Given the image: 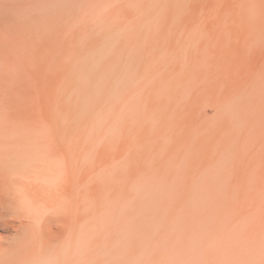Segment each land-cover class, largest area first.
Instances as JSON below:
<instances>
[{"label":"rangeland","instance_id":"374dc122","mask_svg":"<svg viewBox=\"0 0 264 264\" xmlns=\"http://www.w3.org/2000/svg\"><path fill=\"white\" fill-rule=\"evenodd\" d=\"M124 1L0 0V44L5 34L12 35L16 45L19 31L23 32V35L19 34L24 38L31 29V33L35 29L38 31L35 34L42 30L37 35L32 33L33 39L41 36V39L37 38L38 42L34 41L36 38H29L31 33L25 38L27 43H34H26L31 48L27 47L28 50H39L36 55L32 53L34 58H30L32 55L28 58L32 60L31 64L27 58L23 61L20 47L26 48L22 42L24 39L19 40L22 45L17 43L15 59L20 58L23 63L13 67L19 74L15 82L23 76L30 106H52L58 117L73 124L77 135L79 133L90 141V152L95 160L91 176L95 193L92 202V264H208L219 255L213 260L216 264L221 250L218 254L215 248L216 251L208 247L214 246L216 240L215 243L220 244L219 241L228 235L233 239L238 237L236 243H241L242 237L240 241L238 234H230L233 231L230 229H234V225L248 224L249 215L242 218V222L238 220V224L237 221L230 224L232 227L228 224L233 219L231 205L238 203L231 202L230 198H238H234V194H221L227 181L222 183L220 179L225 181L228 176L214 165L221 159L219 162L214 160L208 175L203 165L210 164L203 159L208 156V147L210 154L217 149L216 138L221 140L224 136L223 140L232 137L228 142L221 140L228 144L220 141L224 155L234 152L229 142L237 138V151L243 153L242 140L246 138L239 135L235 110L232 109L238 108L243 113L251 97L264 91V0ZM16 14H23L24 23L32 18L33 22L29 21L32 24L27 23L26 33L24 28L28 25L18 22L20 18ZM34 45L37 47H31ZM222 125L228 128L227 131L220 128ZM218 129L225 132L223 136L214 133ZM234 131L239 132L237 136ZM174 135L179 139L176 143ZM166 144H173L168 147L167 151L171 149L168 153L164 148H167ZM154 154L161 161L153 163L154 167L160 166L158 169L152 167L153 160H156ZM142 160L145 161L143 167ZM187 161L193 165L197 162V173L192 172L190 166L188 171L185 168L187 172L184 174V169L179 167H184ZM138 165L145 172L141 170V173ZM201 166L203 170L199 168ZM193 173L195 177H192ZM212 174H216L215 179L219 178L217 184H214ZM208 181L213 184L210 186ZM221 185L223 187L219 188ZM200 191L204 195H200ZM226 212H230V217ZM221 216L231 219L222 221L227 228L218 222ZM220 223L222 229L230 228L229 234L226 230V236L225 231L219 230ZM207 224L216 232L211 230L214 236L210 234L209 239L204 232V228L208 229ZM262 236L264 234L258 236V241L254 239V245L263 252ZM203 239L209 243L213 240V245L206 244ZM229 241L231 250L223 247L226 254L229 250L231 255L235 243ZM199 242H204L200 243L204 252L197 255ZM243 246L248 252L249 249ZM242 248L234 251L243 254ZM254 249L258 248L252 247L245 254L246 263L256 262L255 254L261 251L253 252ZM209 251L217 255L212 257ZM238 254L234 255L240 257L237 262L242 257ZM230 255L228 260L232 258ZM228 260L222 263L227 264Z\"/></svg>","mask_w":264,"mask_h":264},{"label":"bare ground","instance_id":"6f19581e","mask_svg":"<svg viewBox=\"0 0 264 264\" xmlns=\"http://www.w3.org/2000/svg\"><path fill=\"white\" fill-rule=\"evenodd\" d=\"M124 2H126V0ZM120 5L123 6L124 4H120ZM7 7L9 6H6V8ZM8 10L9 9H7V11ZM34 12H37V11H34ZM22 15L19 16L16 14L17 18H20L19 19L20 21H18L17 18L16 20L20 23L23 22L22 25L24 24H26L25 26H27L28 24L31 25L32 23H30L29 21H31L32 18L31 20L28 21L27 16H25L28 22L26 21L24 23L23 21L24 17H21ZM8 24L6 25L8 26ZM47 24L48 23L45 22L46 26ZM29 25L28 27L22 26V28L23 27L26 28V29L24 28V32L27 31V29L29 28ZM39 28H37V30ZM4 30L6 29L4 28ZM20 30L23 31L22 29ZM29 31L31 33L32 29ZM35 31L36 29L33 31L34 33L33 32L32 33L34 35H37V34H40L42 30L39 31L40 33H37V34L35 33L38 31L36 32ZM19 33L22 34L23 32L19 31ZM19 33L18 34L16 33L17 35L16 45H18L17 43H20L19 40L22 41L23 39L24 41L22 42L26 44L27 40L25 38L29 37L30 33L27 32L29 33L27 34L25 32L26 37L24 38L22 37L23 34L20 36ZM32 33H31L32 36L29 37L30 39H33ZM11 36L5 34L4 39L2 40L3 43L2 45L0 44L1 46H3L2 48H4L3 50L2 48H0L2 50L0 51L2 52V54L0 53L1 54L0 55V264H92V259L94 255L93 234H92V228H93L92 202H93V198L95 197L94 189L91 184V176H92L93 167H94L93 165L95 163L94 162L95 160L92 159V153H91L92 151L90 152V148L92 150V146L87 137L80 136L79 133L78 135L76 134L75 132L76 130L74 131V126L72 123L58 117L57 112L55 111V109L53 110L52 106H49V105L44 106L43 104H37V105L34 104L35 106L29 105L28 100H27V88L24 82V77L21 76L20 80L18 82H15L17 78L19 79V76H18L19 74L17 75L15 73L17 72L15 71L16 70L15 68L16 66H21L23 62L21 61L22 59L20 58L15 59V56L17 55L14 54L16 53L14 51H18V50H16L17 46L13 44V39L11 38ZM34 37L36 38V36ZM0 38H2V36H0ZM37 38L36 40L34 39L33 40L37 41ZM39 38L41 39V36ZM31 42L32 41H28L27 44L28 45L34 44ZM27 44L25 45L26 48H23V45L22 47H20L19 45L21 50L23 49L22 50L23 61L26 58L28 59L31 55L32 56L30 58H34L33 56L36 55L35 53L39 52L37 48H34L37 52L34 51L33 48H32V51H30L31 48L30 46L28 47ZM35 46L36 45L31 46V47H35ZM27 47L30 48V50H28ZM32 53L35 55H33ZM18 54H21V53L19 52ZM15 62H17L18 64ZM28 62H30L31 64L32 60L30 59L29 61L28 59ZM14 65H15V68H13ZM20 68L18 67V69ZM22 68H25V67L22 66ZM23 73H25L24 75L27 76V73L25 71H23ZM249 102L250 104L246 106L244 110H242L244 111L243 113H240L241 110L239 109L238 111V108L232 109V111L235 110L234 118L238 122V128H239L240 133L238 131L236 132L234 131V132L236 136H237V133H239L240 137L246 138L245 141L244 139L242 140V142H244L243 144L244 148L240 146L241 148H243V153L239 154V151H237V149L239 150V138H237L238 140L235 139L236 142L235 140L233 142V139L231 140V142H229V143H232V145H229V146L230 147L233 146L232 149L234 152H232V149H231L229 151L230 153L232 152L231 155L229 153L224 155V153H222L223 149L221 147H223V145L221 143L226 140V139L223 140L225 136L224 138H221V140L223 141H221L220 138L218 140L216 138L217 136H214L217 142L215 143L219 146V147L216 146L217 147L216 149L215 147L216 144L214 145L217 151L214 150V148H212L214 150L215 155H213L214 154L213 151L211 152L212 154L209 153L211 149L209 151V147H208V149H206L208 152V156H205L206 158L204 159L202 158L204 160L203 162L210 164V165H205L203 162L200 161L202 165L204 164L203 165L204 168L203 166L199 168L201 169L203 168L207 172L206 173L207 175H208L209 170L211 169V166H214V165L218 167L219 169L218 171L225 172L228 175L227 178H225V181L222 177H220L222 178L220 179L222 183L227 181V184L223 185L225 189H222L221 194H223V192L230 196L234 194L232 196L233 197L236 196L238 198L237 200L235 199L233 200L232 198H230V200H232L231 202L237 201L238 203L235 204L236 203L235 202L234 204L231 205L230 210H231V215L233 216V219L232 221H230L231 223L229 222L228 224L233 225L235 221H237L236 224H238L240 223L238 222V220L241 219V222H242V218L245 217L246 219L247 218L246 215H249L248 216L249 218L246 220L248 224L246 223V225H243V226H240V224L234 225L233 227L234 229L228 228L230 229V231L233 230L232 232L226 229L227 233L230 232V234H233V233L238 234L239 238L242 237L243 241L241 243H244L243 245H245V249L246 248L249 249L248 252L243 250L244 249L243 245L242 246L238 245L241 243L239 242L236 243L239 240L238 237L237 239H233L230 237L231 235L226 236V230L221 228L223 225H225V223L222 221L230 217L229 215L230 212L229 213L226 212V214L229 215V217L227 216L228 218L223 219L224 216L226 217V214L225 215L223 214L224 216H221L222 219L220 218L221 220L220 221L218 220V222L224 223L223 225L220 223L219 226L221 229L219 230L225 231V233L224 232L222 233H224L226 238L228 239H226L223 236L224 238L219 241L221 245L215 243L217 240L214 241V244L216 246L210 245L213 243V240H212V243H209V240L208 241L206 240V242H208L210 245V247H208L210 248V250H212L211 248H213V250L215 248L217 250L216 253L218 254L220 253V250H221V253L224 252L223 254L220 253V258L216 259V261L217 260L219 261L220 259L221 262L218 263L217 261L216 264H220V263L223 264L222 262L224 261V259L229 257L228 256L230 255L229 250H231V247H230L231 242L229 240L231 241L233 240L235 243L234 245L235 247L233 246L234 243H232L233 251L235 249L239 250V247L241 251V247H243L242 248L243 254L240 251L239 252L241 253V255L238 254L239 252L237 250L234 251V252H237L236 254L242 256L241 257L242 261L240 259V261L237 262V260L240 257L237 256L235 258L234 255L236 254L235 253L233 254V251H232L233 255L232 254L230 255L232 256V258H230V260H228L227 258L228 260L227 264H258V262H264V251L262 252V248H260L261 250H259V247L254 245L255 244L254 239L255 241L257 239L258 241V239L260 240V237L258 236L259 235L261 236V234H264V91L260 94L256 93V97H251ZM83 124L82 126H84ZM220 128L222 130L226 128L225 131H227L228 129L225 126L220 127ZM64 129L67 130L65 131L66 133H63ZM217 132H214V133H216V135L217 134L220 135V137L223 136L225 133L224 131H221L219 129ZM209 135H211V132ZM228 135L229 134H227V137ZM176 137L177 135H174V139ZM229 137L227 140L230 141ZM178 140L179 139L177 137L175 140V143ZM227 142H223V143L228 144ZM218 143H220L221 145H219ZM171 145L173 144H170V146ZM170 146L169 144L167 145V148L166 146H164L166 151L168 147ZM170 148L168 150L169 152L171 150ZM218 148L220 152L218 151ZM165 149H164V153L166 154ZM155 152H156L155 154H157V151ZM202 152L204 153V151ZM217 152L219 153L216 154ZM220 153L222 154L219 155ZM193 154L195 153L193 152ZM196 155L199 156L200 154L199 155L196 154ZM223 155L224 156L230 155V156L223 158V159L218 157V156L224 157ZM172 156L175 157V154L172 153ZM197 156L196 158H198ZM155 157L159 158V156L155 155L154 159H156ZM166 157L168 158V156ZM216 157H218V159H216ZM143 159H145V156ZM148 159L150 160V158ZM157 159L153 160L152 165L155 161L161 162L159 159L158 160ZM189 159H191L192 161V157ZM193 159L195 158L193 157ZM214 160H216V162L217 161L219 162L220 160L219 164L217 163V164L212 165L215 162ZM141 162L140 164H142V167H143V164L145 161L143 162L142 160ZM189 162L187 161L186 163V165L191 164V165H188L189 167L186 165H184V167L182 165L181 166L182 168L179 167L182 170L184 169V174L185 172L188 171V168H190V166L193 167L192 168L193 171L191 170L192 172H196L195 170H197L195 167L197 166L196 165L197 162L195 163V165ZM158 166L159 165L156 166L157 169H158ZM142 167L140 166L141 173L142 171L145 172V170H142ZM152 167H154V165ZM205 167L206 169H208V171L205 169ZM185 168L187 169V171H185L186 170ZM136 170L139 172V169H136ZM129 173L131 172H128V174ZM221 174L222 176L224 175V173H221ZM188 175L190 174H187L186 176ZM192 175H193L192 177H195L194 175L196 174L193 173ZM215 175L216 174L211 175L213 176L212 177L213 180H215L214 184L219 179L218 177H216V179L218 178L216 180L214 178ZM143 177L144 176L141 177L142 181H143ZM208 177H210V175ZM145 179H144V182H145ZM180 181L182 180L180 179ZM211 181H208V183H210ZM144 182H142V184ZM184 182H186V179L184 180ZM211 184H213V182L210 183V186ZM223 186L221 185V187L219 188H222ZM206 189H209V188H206ZM216 193L217 194L219 193V196H220L219 191H217ZM202 194L203 193H201L200 195ZM208 194L210 195V193ZM216 197H218V195ZM227 198L228 197H226V200ZM231 202L229 201V203ZM228 206H227V209H229ZM176 219L179 220L178 218ZM229 220L231 219L229 218ZM244 221H243V224H244ZM181 222L183 221L181 220ZM181 225H183V223H181ZM211 225H214V224H211ZM226 225L224 226L225 228H227ZM206 227L208 229L204 228L205 229L204 232H206V235H208L207 238L210 236V234L214 236L213 229L211 227L209 228L208 224ZM217 228L219 227L217 226ZM207 231H209V234ZM204 236L205 234L203 235V237ZM213 236L211 237L212 239L215 238V237L213 238ZM217 237L218 236H216V239L219 238ZM221 237L222 236H220V238ZM263 238L264 237L262 236V239ZM203 240L205 242V239ZM240 241H241V238H240ZM204 242H199L197 243V245H200V243L204 244ZM261 243H258V244L260 245L264 244V243L263 244ZM217 245H219V247ZM221 246L228 248L229 250H227V252H229V254H226V250H225L226 248L223 247V250H224L223 251ZM220 247L221 249H218ZM252 247L258 248L257 250L254 249L253 252L255 250L256 251L259 250L261 251V253L257 252V254H262V253L263 254L259 256L255 254L257 257L256 262L246 263L248 259H247V255L245 254H248L250 251V248ZM196 248H197L196 249L197 253H199L197 255H200L202 252H204L203 245H200L199 247L196 246ZM207 251L205 250V253ZM213 252H210V255H212ZM210 255L206 254L205 256L211 259ZM214 255H217V254L214 253ZM214 255H212V257ZM223 255L225 258L223 257ZM218 256L219 255H217L216 257H213L214 259L213 258L211 259L212 262H209L211 260L206 258L207 261L209 260L207 263L213 264L215 261V258H217ZM249 256L250 255H248V258ZM256 257L254 258L256 259ZM251 259L249 260L251 261ZM187 261L188 259L186 260V262Z\"/></svg>","mask_w":264,"mask_h":264}]
</instances>
